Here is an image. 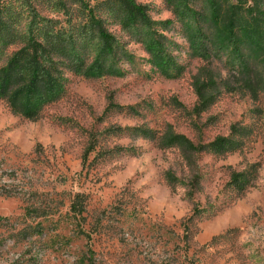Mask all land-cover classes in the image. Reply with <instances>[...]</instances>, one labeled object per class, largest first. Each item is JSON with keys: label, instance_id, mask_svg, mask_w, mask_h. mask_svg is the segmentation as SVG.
Returning <instances> with one entry per match:
<instances>
[{"label": "rangeland", "instance_id": "obj_1", "mask_svg": "<svg viewBox=\"0 0 264 264\" xmlns=\"http://www.w3.org/2000/svg\"><path fill=\"white\" fill-rule=\"evenodd\" d=\"M134 2L145 18L121 0H0V70L25 51L10 82L49 78L36 119L0 93V264H264V0ZM30 36L56 54L28 63ZM233 125L249 131L230 153L160 145Z\"/></svg>", "mask_w": 264, "mask_h": 264}, {"label": "trees", "instance_id": "obj_2", "mask_svg": "<svg viewBox=\"0 0 264 264\" xmlns=\"http://www.w3.org/2000/svg\"><path fill=\"white\" fill-rule=\"evenodd\" d=\"M127 7L130 8V11L132 13H136L140 15L142 18H145V8L144 6L140 4H136L134 0H121ZM209 5L213 8L216 7L214 0H208ZM133 15V14H132ZM129 21L134 22V18L130 17ZM0 29H1V20H0ZM100 36L102 39L106 42L107 51H111V45L110 42L112 40V36L108 33H106L103 30H100ZM204 34H199L196 37V42L192 43V47L194 51H196L199 55L203 57H209L212 48L208 45ZM11 39V38H10ZM39 39V38H37ZM12 43L11 40H8L5 42V44ZM28 45L32 49V53L34 54L31 59H29L28 63L31 61H40L41 58H44V60H49L51 56H54L56 54L55 49L56 44L52 45L49 42H39L32 36L28 39ZM150 49L153 51H158L157 45L152 41H150ZM227 48L226 46H222V51ZM57 50V48H56ZM19 54H21L19 56ZM25 57L28 56V53L25 51H21L18 54H16L14 57H12L8 61V66L2 68L0 70V77L3 79L2 85L0 86V93L8 98L10 104L11 110L16 113L20 114L28 119H36L38 117V108H34L36 106L37 102L35 100H38V97H36L35 94H38L39 92H45L46 86H44V83H46L48 76H46L43 80V82L38 81V69H32L31 75L28 80V84L26 85H13L12 82H10V76H9V70L11 67L15 66L18 63L19 57ZM164 61L162 64L165 65V62H167V58H162ZM48 62V61H47ZM45 65V64H44ZM242 66V65H241ZM239 73H244L246 71L245 68H240ZM247 77V76H246ZM241 88L247 89L250 95L253 98H256L258 91L262 88V80L258 78L257 76L255 78H251L248 76L247 78H244L241 80ZM39 101L43 104L45 102H49L50 99L47 98V96H43L39 99ZM249 129L246 127H238L236 125H233L230 130V136L229 137H223L218 136L216 137L211 143H208L206 145H194L192 144L186 137H184L181 134H167L165 135L160 145L165 147H178L182 153L186 156V158H190L191 154L193 152H200V151H210L214 154L222 155L226 153H230L235 151L238 148V143H235L231 140V136L233 135H247ZM145 133V132H144ZM146 137H149V133L146 132ZM168 181L171 183V178H168ZM250 179L247 177L246 172H233L230 177V182L238 189V191L242 192L245 190L246 187L250 186ZM73 209L75 211V206H73Z\"/></svg>", "mask_w": 264, "mask_h": 264}]
</instances>
